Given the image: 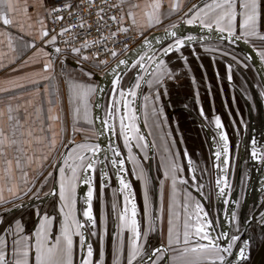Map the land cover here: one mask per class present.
I'll list each match as a JSON object with an SVG mask.
<instances>
[{
    "label": "rangeland",
    "instance_id": "rangeland-1",
    "mask_svg": "<svg viewBox=\"0 0 264 264\" xmlns=\"http://www.w3.org/2000/svg\"><path fill=\"white\" fill-rule=\"evenodd\" d=\"M259 5L256 35L244 38L254 44L256 48L262 52L264 51V39H261L260 37L264 36V0H259ZM202 15L203 13H201L200 19L204 18H202ZM185 16L186 14L183 17L187 18ZM237 34H240L239 29L237 30ZM208 53L209 55H207ZM178 55L186 58L174 60ZM171 60H173V62H171ZM164 63L171 73V76L164 77L162 86L154 85L153 87H149L146 83L143 96L145 105L140 108L142 110V122L145 124L148 133L147 136L152 143V152H150V148H148V139L146 136H143V140L132 139L129 141V144L131 147V156L134 157V160L131 159L130 162L133 163V165H136V167H140L142 172L139 175L141 176L143 185L144 198L145 191H147L148 213L154 218V220L149 222L148 226L149 228H153L158 222L157 219H155L156 214L161 213L162 226L166 221V218L164 219L166 213L169 218V204L172 196L171 168L172 165L175 164L173 159L178 160L179 168L182 169V171L179 172L180 178L187 180V184H177L176 190L178 201L176 211L180 213V218L177 223L180 226L182 233V224L184 220V209L182 205L186 195L185 190L190 192L193 198V190L200 195H203V197H199L200 199L194 198V201H199L204 212H206L205 210L209 205V201L213 204L212 199L210 200L213 196L211 180H205L204 175V178L201 176V179L197 177L193 180V176L189 173V160L195 165L198 163L206 164V159L204 158L206 156L204 137L205 135L207 136L210 122L213 119L211 117L213 111L208 107L209 105L206 100L209 98L210 93L208 88L204 86L203 80L208 78L209 82L212 80L213 82L215 81L221 84V87L219 88L223 91V94H218V87H210V89L213 90L211 96L215 98L213 105H215L217 112L220 114V111H223L221 100L225 99L227 105L226 117L227 119L233 120L236 130H239L237 124L242 120L245 124H251L253 122L261 124L262 112L264 110V83L259 71L256 66H254L255 64L248 57L242 46L232 41L223 42V40H209L201 43L193 42L191 46H182L178 51H173L172 54L165 56ZM205 63H207L205 67L207 70H205L206 73L204 71L203 73L200 69ZM147 67L148 66H146L145 69ZM212 67L219 69L220 74L222 75L214 76ZM134 69V67H131L126 70L124 77L120 80V88L126 90L128 85H133V83L136 82L137 76L136 78L133 77L135 75ZM225 70H227L226 75ZM131 80L132 83H130ZM157 92L159 93V100H156ZM112 95L113 92L111 93L109 90L106 97V113ZM222 95L225 97L220 98ZM146 97L148 99H145ZM129 98L130 97H128V99ZM159 101H161L160 105L157 104ZM201 109H203V115L201 114ZM119 115H122V113L115 117L116 120L114 124H118L117 131L120 134ZM233 123H230L231 127H233ZM135 124L138 128L136 121ZM83 125L84 127L80 128L82 131L78 130L75 132L74 126L70 123L62 124L63 129H65V134L61 138L58 149L54 151L55 153L50 157L47 164V171L44 172L42 177H40L37 186H35L23 199H20L17 202L14 201L0 205V218H2V222H0V232H4L10 225L14 228L15 222L19 221L23 227L24 233L28 234L29 231L33 233L34 228L38 225L37 218L42 217L44 214H48L49 216L55 217L52 225V234L54 232V237L59 234L62 219V214L60 212L61 202L58 195L59 190L54 194L49 193H53L54 189L56 190L55 186L60 178L58 167L60 166L59 160L62 153L69 151L75 144L83 142L97 143L95 138L96 131L93 123H85ZM228 129L231 131V128ZM245 133L247 134V131ZM140 134L139 130L135 135ZM129 135H133V133H129ZM119 136L121 137L120 142L123 147L129 152V148L125 146L124 137L121 134ZM187 152L189 157L186 155ZM240 159V161H237L236 167H232L228 170V184L232 182L233 177L235 178V181H237L238 175L243 171L242 169L246 167L245 157L242 155ZM158 164L164 167V171L160 169ZM49 173H51V176H49ZM98 181L99 180L97 179L96 184L91 188V208L93 211L92 215L95 218V227L91 224H86L85 229H88L89 241H87V244H91L93 250L91 264H100L101 251L103 252V264H109V253L112 250L113 245L121 243V238L123 244L130 243V237L132 234L128 228V224L132 219V215L129 213L131 212V205L133 202L136 205L137 216L135 219L138 222L139 230L140 228H146L143 216V212H145V199H142L139 189L135 186L137 190V194L135 195L136 200L134 198L135 201L129 199L127 201L124 200L125 202L122 203L120 199L118 200L114 198L113 200L108 190V183H106L103 188L102 184L99 183L100 181ZM79 182L80 181L77 182L75 189L77 193L79 191ZM234 182L231 183L233 187ZM101 188L104 189L103 192ZM242 189L243 192H245L246 188L244 186ZM76 202L77 199L75 197L74 216L79 220H81L82 216V220H84L83 212L86 210V206L83 203L84 201L82 200V202H80L81 216L79 214V217L76 216ZM100 205L105 220L103 222L104 226L102 225L99 229L98 220ZM226 206H228V203ZM125 208L128 210L126 219L125 221H121L120 216L124 214ZM251 208V205L245 208V213H251ZM258 208L261 210L257 213L256 219L254 217L252 221L248 222V227H243L247 238L248 236H251V232L252 235L256 234L255 236L257 240L255 246H253L254 249H252L254 253H256L257 247L260 245L262 238L264 237V201L260 203L257 209ZM113 212H115L114 216L112 215ZM117 212H119L118 214L120 215H117ZM253 226L254 228H252ZM165 227L169 228V223H167ZM155 231L157 230L155 229ZM93 232H95V235H93ZM140 232L141 243H143V231L140 230ZM144 233L145 231L143 234ZM152 233V238L154 237L153 239H155L153 242L154 245L159 242L157 239L158 234L159 236L162 234L164 237H168L167 231H157ZM242 235L244 236V234ZM237 236H239L240 239L242 238L240 235ZM7 239L9 241V247L11 248L12 236H7ZM79 240V236L73 237V264H81V255L86 257L87 249L85 247L83 252L80 251L81 245ZM238 243L239 240H237L234 245L237 246ZM173 246L175 247V250H173L175 251V261H177L178 264L194 262L197 258H199L200 261L205 259V254L201 253L189 252L184 256L181 255L182 250L185 247H192V244L185 246L181 243L180 245ZM244 264H249V261Z\"/></svg>",
    "mask_w": 264,
    "mask_h": 264
},
{
    "label": "snow or ice",
    "instance_id": "snow-or-ice-1",
    "mask_svg": "<svg viewBox=\"0 0 264 264\" xmlns=\"http://www.w3.org/2000/svg\"><path fill=\"white\" fill-rule=\"evenodd\" d=\"M65 7H70V5H65ZM155 8H159V5H154ZM178 7V5L173 6ZM195 7V6H194ZM259 0H212V3L206 4L203 8L198 9L195 12V15L192 19H189L187 22L189 24L197 18H200L201 13H203L204 18L200 19V23L203 27L208 30H215L221 33H227V37L235 38L236 40L241 39L242 37H248L256 35L257 31V21L259 17ZM207 9V10H205ZM14 10V5L12 0H0V20L3 24L8 26L13 23L9 18V13ZM62 9L54 8L52 12H59ZM24 13L27 14L28 6L25 4L23 9ZM51 14V13H50ZM129 16L133 18V24H135V18L133 14L129 12ZM57 20H62V16H57ZM102 19V17H101ZM112 20H116V17H111ZM159 23V20L156 21ZM37 23L41 25L40 38L43 39L49 35L46 27L44 26V21L42 19L38 20ZM83 27V24L79 25ZM74 27V26H73ZM176 26L173 25V28ZM239 29L240 34L237 35V30ZM70 28L62 29L60 35H63L64 32L70 31ZM122 31H127V29H121ZM115 35V33H113ZM171 36L176 37V32L172 31ZM223 38V37H222ZM264 39V36L260 37ZM188 40H192L193 37H188ZM56 37L51 38L50 43H55ZM95 43V42H93ZM185 41L183 39L177 38L174 45H170L168 48H165L164 54L167 55L173 48L176 50L179 47L183 46ZM11 39L9 38V47H11ZM35 47L34 44L30 45ZM90 46L88 41H84L81 45L82 48H88ZM56 53L61 51L60 48H55ZM72 51L76 54L81 53L80 48H73ZM113 56L116 55L115 51L111 53ZM49 55V53H45ZM147 54L140 56V59L137 61V64L141 69H144L143 61ZM261 58H264V51L260 52ZM81 59L87 60L88 56L83 55ZM151 60V57H148ZM101 63H107V61H101ZM126 60H121L120 64H126ZM155 64V68L152 72L148 73L151 77L150 79L145 80L144 76L138 75L134 85L130 86L127 91L120 88V77L116 76L113 80V95L109 102L107 110V118H101V123L105 125L109 130L114 129V124L110 123L118 114L121 113V105L124 109L122 115H119V129L120 134L124 137L125 146L129 148V158L134 160V157L131 156V147L129 141L132 139L143 140L142 135H135L138 133V128L135 124L137 119L136 110L133 107L135 102V97L137 96L136 89L141 87V81L148 84L149 87L154 85H163V80L165 76H171V73L167 69L163 59H158L152 61ZM52 60H48L44 64L43 71L48 72L52 68ZM91 75V73H86ZM231 78V77H229ZM45 80H49L50 77H44ZM33 84H38L39 81H31ZM17 87H24V85H17ZM9 88H0V91H10ZM39 89H37V92ZM47 91V89H46ZM70 91L73 94V101L77 104L74 109V116L79 117L81 108H83V120L85 123L92 124L93 121L90 118L88 99L89 97L98 91L97 88H94L90 85H83L80 83H72L70 86ZM131 97L132 99H128ZM145 99H148L147 97ZM156 100H159V93L156 94ZM31 104V101L28 102ZM48 104H52V100L47 101ZM26 111V110H25ZM155 111V110H154ZM7 120L9 122V128L11 129V134L9 135L5 132L4 128L0 127V157H6V149L13 148L16 155L15 159V170L20 172L21 177L27 178L26 169L30 167L33 163L40 164L41 159L46 160L47 156L36 157L35 151L31 155L28 154L25 145L28 147H33V145L39 144L46 146L50 149H54L56 146V133L52 131L51 123H46V121H55L58 120V116L48 115L46 113L51 112V108L45 110L43 105L37 106L35 109V117L32 121V125H38L36 127L28 126L27 117L23 120L21 119L19 112L20 107L17 106L16 109H13L11 105L7 109ZM16 113L15 115L13 113ZM201 114L203 115V109H201ZM4 114L0 112V117ZM216 127L222 128V124L219 117L215 118ZM81 130L75 128L74 122V131ZM82 131V130H81ZM39 133L36 135L35 133ZM51 133V136L48 135ZM133 133V135H129ZM97 135H100L97 131ZM220 139L223 141V152L226 155L228 153V140L226 134H221ZM71 143V142H70ZM101 151V146L98 143H88L83 142L75 144L69 151L62 153V161L58 167L59 172V199L61 202L60 212L62 214V219L60 223L59 234L56 235L53 239L52 236V225L55 217L44 214L40 217L39 223L34 229L31 235L24 233L23 227L19 221L15 222V227L11 225L5 229L4 233H0V264H73V237H80L81 251L83 252L86 247V257L82 256L81 264H91V257L93 255V250L91 244H85V235L82 231L85 228L86 224H91L95 227V218L92 215L91 208V199H92V189L89 188L87 198L85 203L87 205L86 210L83 212L84 220H79L74 216V206H75V189L78 181H82L85 184H91L92 172L95 171V157ZM114 156H119L120 153L115 148L112 149ZM252 155L255 157L257 155L256 151H253ZM216 158L219 160L221 152L217 151L215 153ZM261 159H264V155H261ZM113 166H116L118 163L121 166L120 171L123 169V160L117 161L112 159ZM227 160H224V164H227ZM5 168L3 170V175L0 176V181H3L5 184H10L13 180V160L5 159ZM189 166L191 167V161L189 160ZM182 171L178 165L173 164L171 168V179H172V196L171 202L169 204V228H168V237L167 245L169 247L173 245H180L183 243L185 246L192 244V247H185L181 255L184 256L191 253H201L205 254V259L208 260V264H225L226 256L221 253L231 255V249L233 248L235 242L239 240L238 236L231 237V243H228L226 247H221L217 243L218 237H213L211 234L212 221L207 219V213L204 212L202 205L199 201H194L190 192L186 191L184 198V203L182 205L184 209V220L182 224L183 231L181 233L180 226L177 221L180 218V213L176 211L178 201H177V184H187V180L180 179L177 176V172ZM167 175V173H166ZM51 176V173H49ZM103 176L106 178L107 174L103 173ZM195 180V176L192 177ZM120 183L123 185L124 189H129L128 195L125 196V200H129V197H132L134 200V194L130 191V184L126 183L123 178H120ZM221 184L220 180H217V185ZM225 187H227L225 183ZM225 187H220L219 192L221 195L225 194ZM8 191H12V188L9 187ZM55 189L53 190L54 194ZM0 202L3 201V197L0 196ZM127 208L124 210V214L120 216L121 221H125ZM145 211L149 214L150 219L151 214L148 213V197L147 191H145ZM39 215V213H38ZM131 215L132 219L128 224V228L132 233L130 237V243L127 254V264H134V261L138 257L143 255V243H141V232L139 230L138 222L135 217L137 215L136 205L133 202L131 205ZM2 222V218H0ZM12 236L11 240V249L9 252V241L7 236ZM95 235V232H93ZM148 233L143 234L144 239L146 240ZM206 241L207 243H202ZM164 246L158 247L153 250L152 256L160 254L157 260L152 261V264H159V261L165 260L163 255ZM246 248L247 242H245V247L239 250L240 258L246 259ZM123 253V241L121 238V243L116 251V258L114 264H120V257ZM9 254L11 259H8ZM214 256V258H212ZM151 260V257H149ZM175 259V258H174ZM100 264H103V252L101 251V260ZM143 264V262H142ZM193 264H202V262L197 258Z\"/></svg>",
    "mask_w": 264,
    "mask_h": 264
},
{
    "label": "crops",
    "instance_id": "crops-1",
    "mask_svg": "<svg viewBox=\"0 0 264 264\" xmlns=\"http://www.w3.org/2000/svg\"><path fill=\"white\" fill-rule=\"evenodd\" d=\"M56 1L12 0L14 10L9 13V18L13 23L6 26L0 20V88L11 89L10 91H0V112L4 114L0 117V127L4 128L5 132L9 135L11 134L7 120V109L9 105L13 109H16L17 106L20 107L19 115L21 119L23 120L27 117L26 128L30 125L33 127L38 126L32 125L37 106L43 105L45 110L51 108V112L46 114L59 117L55 121H46V123H51L52 131L56 133V146L54 149L39 144L33 145V147L25 145L29 155L35 151L36 157L42 158L45 155L47 156L46 160L41 159L40 164L33 163L26 169L28 173L26 178L27 182L21 177L20 172L15 170L14 157L16 153L13 148L6 149V157H0V176L3 175V170L6 166L4 163L5 159L13 160V180L10 184H5L3 181H0V196L3 197L4 201L0 202V205L23 199L37 186L40 177L47 171V164L50 157L58 149L61 138L65 134V129H63L62 124L70 123L74 126L75 122L76 129L84 127L83 108H81L78 118L74 116V109L77 104L73 101V94L70 91L71 84L75 82L97 88V81L94 79L95 73L91 69L75 66L71 63H64L52 57V49L50 47L53 43L49 41H51L53 36L50 35L48 21L50 9ZM118 1L124 4L123 6L126 9L128 19L135 32L143 36H147L157 30L172 27L181 20L187 22L194 17L198 9L203 8L208 3H212V0H205L194 8L200 0ZM25 4L28 6L27 14L23 11ZM156 4L159 5V8L154 7ZM174 5H178V7L174 8ZM129 12L133 14L135 24H133V18L129 16ZM185 14L187 18L183 17ZM40 19L44 21V26L49 33L43 39L40 38L41 25L37 23ZM157 20H159V23L156 22ZM194 21L200 22V18ZM9 38L11 39V47H9ZM32 44L35 47H31L30 45ZM45 53H49V55H45ZM48 60H52L53 66L48 72H45L43 68L45 62ZM86 73H91V75L89 76ZM46 76L50 77V79L45 80L44 77ZM33 80L39 81V83L33 84L31 82ZM17 85H24V87H17ZM37 89H39L38 92ZM95 93L88 99L89 114L92 121ZM143 96H141L142 107L145 105ZM48 100H52L53 103L51 105L48 104ZM29 101H31V104L28 103ZM13 114L15 115L16 113L14 112ZM35 134L39 135L38 132ZM48 135L51 136V133H48ZM9 187L12 188L11 192L8 191Z\"/></svg>",
    "mask_w": 264,
    "mask_h": 264
},
{
    "label": "flooded vegetation",
    "instance_id": "flooded-vegetation-1",
    "mask_svg": "<svg viewBox=\"0 0 264 264\" xmlns=\"http://www.w3.org/2000/svg\"><path fill=\"white\" fill-rule=\"evenodd\" d=\"M252 45L254 47H256L254 44H252ZM256 49H258V48H256ZM207 55H209V53ZM184 58H186V57H184ZM184 58L182 56L178 55L175 60H180V59H184ZM262 59L264 60V58H262ZM171 61H173V60H171ZM206 65H207V63H205L203 65V67H201L200 70H202V72L203 71L205 72V70H207V68H205ZM212 68H213L214 76L215 75L216 76L222 75V74H220L219 69H216L214 67H212ZM226 73H227V70H225V75H226ZM209 77H210V75H209ZM203 81H204V86L208 88V91L210 93V94L208 93L209 98L206 100H207V104L209 105L208 107H210L211 110L213 111L212 116H211L213 119L210 122L209 131L207 132V136L205 135V137H204L205 146H206V156L204 158L206 159V164L198 163L195 165L191 162V167L189 166L190 167L189 173L191 176H195V179L197 177H199L201 179V176L203 177V175H204L205 180L210 179L212 182L211 185H212L213 196L210 198V200L212 199L213 204L209 201V203H208L209 205L206 207L207 209L205 211L207 213V219L212 221L211 234L213 237H218L217 243L221 247H226L228 243L232 242L231 237H233L235 235L236 236L237 235L242 236L241 239L238 236L239 237V243L237 246L236 245L233 246V248L231 249V255L221 253L222 255L226 256L225 264H244L245 262H248V261H249V264H253L252 260L254 259L253 255L255 253L252 251V249H254L253 246H255L257 238L255 236L256 234L252 235V232L250 234L251 236H248V238H247V236H245L246 232L244 233L245 229L243 228V224H244V219H246L248 221L253 220L254 217L256 219L257 213H258L257 207L260 205V203L262 201H264V180L260 178V172H261V169L263 166V161H264V159L260 158L261 155H264V110L262 112L261 124L257 123L258 124L257 125L254 122L251 124L250 123L245 124V122L242 120L241 122H239L237 124V128L239 130H236L234 127L233 120L227 119V117H226L227 105H226L225 99L221 100V102L223 104L222 105L223 111H220V114L217 112L215 105H213L215 98L211 96V92H213V90H211L210 87H218V91H219L218 94H219V93L223 92L219 88V87H221V84H219L215 81L213 82L212 80H210V82H209L208 78H205V80H203ZM143 94H144V92H143ZM224 97L225 96L222 95L220 98H224ZM157 104L160 105L161 101H159ZM216 117L220 118L222 128L218 129L216 127V125H215V118ZM115 120H116V118L113 119V122H112L113 124H114ZM230 123H233V127L230 126ZM117 125H116V123L114 124V126H115L114 127L115 128L114 137H116V141L119 144V147H117L115 149L119 151L120 155L114 156V158L117 161H120V160L124 161L123 166H122L124 171H120L121 166L119 165V163L116 165V169H115L113 164L110 163L109 159L106 158L105 163H107L108 180H104L103 176H101L102 174L100 171V163H99V160L97 159L95 161V171L92 174V180H91V184H89V188L92 185L94 186L96 184L97 179L100 181V182L99 181L98 182L102 184L103 188L106 185V183H108V190L110 192L111 198L113 200H114V198L118 199V200L120 199V201L122 203H124L125 202L124 201L125 196L128 195L129 189H124L123 185L120 183V178H123L126 183L130 184V186H131L130 191L132 194H134V198H135V195L137 194V190L135 188V186H137V188L140 191L142 199H145L144 194H143V185H142V181H141V176L139 175L142 172L140 170V167L137 166L138 167L137 168L136 165H133V163L130 162L131 159L129 158V152H127V149H125V147H123L122 143L120 142L121 137L119 136L120 134L117 131ZM248 125H249V128H248ZM250 127H251V129H250ZM228 128H231V131H229ZM246 131H247V134L245 133ZM244 133H245V135H244ZM221 134L227 135L228 153L226 155L223 152V141L220 139ZM217 151L221 152V156H220L219 160L215 156V153ZM253 151H256V153H257V155L255 157L252 155ZM186 155L189 157L188 152L186 153ZM242 155L246 159V162H245L246 167H244V169H242L243 171L244 170L245 171L244 172L242 171L238 175L237 181H235L234 177H233V180L231 178V180H232L231 183H233L235 181L234 187H233V185L231 183L228 184L229 181H227L228 170L231 169L232 167L234 168L237 166V161L241 160L240 157H242ZM225 159L228 161L227 164H224ZM173 160L175 161V164L179 166L178 160H175V159H173ZM158 166L160 167L161 170H163L164 167H162V165L158 164ZM179 172L180 171L177 172L178 178H180ZM117 176H118V178H117ZM217 180L221 181V184L219 186L217 185ZM257 182L262 183V189L260 192H257L258 191L257 187H256ZM225 183H226L227 187H225ZM243 186L246 188L245 192H243V189H242ZM220 187H225V194H223V195L220 194V192H219ZM89 188H88V190H89ZM103 188H101L102 192L104 191ZM241 190H242V192H241ZM192 193L194 195V198H199L200 196L203 197V195H200L198 192H196L194 190ZM76 199H77V202H76L77 203V214H76V216L79 217V214L81 216V211H80L81 203L80 202H82V198L79 196V193H77V191H76ZM129 199H132V197H129ZM135 200H136V198H135ZM120 201H118V202H120ZM243 202H245L244 203L245 206H250V205L252 206V208H251L252 210L250 211L251 213L246 214L245 212H241L239 210L240 207L241 208L244 207ZM227 203H228V206H226ZM144 204H145V202H144ZM113 209H114V205H113ZM99 213L100 214H99V220H98L99 221L98 222V228L100 229L103 225L104 220H105V216L103 215L101 205H100ZM114 213L115 212H113V214H112L113 216H114ZM118 213L119 212H117V215H120ZM143 213H144L143 216H144V220L146 223V225H145L146 228H144V229L140 228V230L143 232L144 231L147 232L148 235H147L146 240L143 238L144 239L143 255H142V257H138L137 260L134 261V264H142V262H143V264H152V261L157 260L158 256L160 255L158 253L156 256H152V252L154 249L161 247V245L164 246L163 255L165 257V260L159 261V264H178V262L175 261V259H176L175 254H174L175 251H173V250H175L174 249L175 247L174 246L169 247L167 245V236L165 235V233H164V235L166 237H164L162 234H160V236H159V234H158L157 239L159 240V242L156 243L155 245L153 244L155 239H153L154 237L152 238V234H153L152 232H157V231L158 232H161V231H165V232L167 231L168 232V228L165 227V225H167V223L169 221L168 214L166 213V215L164 217V219L166 218V221H165L163 226H162V215H161V213L156 214L155 219H157L158 222H157V224H155V227L149 228V226H148L149 222L151 220H154V218L151 215L152 219H150V216H149V214L146 213V211ZM92 214H93V211H92ZM129 214L131 215V212ZM139 219H140V217H139ZM39 220H40V218L38 217L37 218L38 223H39ZM81 220H82V216H81ZM225 225H226V231H224ZM154 228L157 231H155ZM252 228H254V226ZM143 232H142V235H143ZM0 233H4V232L1 231ZM31 233L32 232L29 231L28 234L31 235ZM254 233H255V231H254ZM242 234H244V236ZM52 236L54 238V232H53ZM87 241H89L88 229H87V238L85 241L86 244L88 243ZM79 242H80V240H79ZM245 242H247L246 259L242 260L239 256V250L241 248L245 247ZM202 243H207V242L202 241ZM119 245H120V243L117 245H113V248L109 253L110 254V259L108 261L109 264H114V260L116 258V251H117V248L119 247ZM128 248H129V243L123 244V253L120 257V264H127ZM10 249L11 248L9 247V252H10ZM80 251H81V246H80ZM149 257H151V260L149 259ZM81 258H82V255H81ZM212 258H214V256ZM8 259L9 260L11 259L10 254L8 256ZM201 262H202V264H208L207 259H204ZM179 264H193V262L179 263ZM217 264H219L218 261H217Z\"/></svg>",
    "mask_w": 264,
    "mask_h": 264
},
{
    "label": "water",
    "instance_id": "water-1",
    "mask_svg": "<svg viewBox=\"0 0 264 264\" xmlns=\"http://www.w3.org/2000/svg\"><path fill=\"white\" fill-rule=\"evenodd\" d=\"M203 1L205 0H200L199 2H197L195 6L197 7ZM175 26H176L175 28H173L172 26L166 29H162L159 31L157 30V31L150 33L149 35L145 36L138 44H136V46L133 49H131L123 57L119 58L115 63H113L106 71H104V73L94 74V79H96L97 81L96 86H97L98 91L95 93V98L93 102V111H92L93 121H94L93 125L96 131V137H95L96 141L101 146V151L95 157V161L97 159L99 160L100 171L102 174L101 176H103V173H106L108 175L107 163H105L106 162L105 159L106 158L109 159L110 163L112 164L111 162L112 159H115L112 149L119 147V144L116 141V137H114L115 128L113 130H109L105 125L101 123V118H104V119L107 118L106 111H105L106 110V97H107L109 90L111 93L113 92L112 87H113L114 78L116 76H119L121 80L124 77L126 70L130 69L131 67H134L135 75L133 77L136 78V76L140 75V76H144L145 80H147L150 77L148 73L152 72L153 71L152 69L155 68V64H153L152 61H155L158 59H163L164 61L165 56L172 54L173 51H178L179 49H181L182 46L179 47L178 50L173 48V50H171L167 55L164 54L163 50L165 48H168L170 45H174L175 40L177 38L183 39L185 41L183 46L185 45L191 46L193 42L201 43V42L209 41V40H223V42L232 41V42L239 44L245 50L246 54L251 59V61L255 64L254 66H256L257 70L259 71L260 76L262 77L261 79H263V83H264V60L261 58L260 53H258L259 52L258 49H256V47H254L244 37H242L239 40H236L235 38H229L227 37L226 32L221 33L215 30V28L210 31L207 28L203 27L199 21H194L193 23L189 24L185 20H181ZM172 31L176 32L177 34L176 37H173L170 35ZM188 37H193V39L188 40L187 39ZM145 53L147 54V56L145 57V60L142 63H143L144 69L146 66L148 67L146 68L147 71L143 72V69L140 68V66L137 64V61L140 59V56L145 55ZM148 57H151V60H149ZM121 60H126L127 63L120 64ZM130 83H132V80L130 81ZM130 86L132 85L131 84L128 85L127 89ZM145 86H146L145 82L141 81V87L136 90L137 96L135 97V102L133 104V107L136 110V115H137L136 123L138 124V128L141 133L140 135L144 137L146 136V138L148 139L147 140V143L149 146L148 148H150V152H152V148H151L152 143L150 142L149 137L147 136L148 133L146 131L145 124L142 122L143 121L142 110L140 109L142 106L141 96H143ZM127 89L125 91H127ZM129 99L131 100L132 98L130 97ZM123 112H124V109L121 105V113L123 114ZM112 122L113 120L110 121V123ZM97 131H99L100 135H97ZM61 161H62V156L59 162L61 163ZM114 168L116 169V166H114ZM103 178L104 180H108V176L106 178L103 176ZM260 178L264 180V161H263V166L260 172ZM256 187L258 190L257 192H260L262 189V183L257 182ZM55 188H56L55 190V193H56L58 190V183H56ZM88 188H89V184H85L82 181L79 182L78 193H79V196L84 201L83 203L85 204L86 207L87 205L85 203V200L87 198V194L89 191ZM91 188H93V185L91 186ZM244 203L245 202H243V205ZM244 207L247 208L248 206L244 205ZM244 207L243 208L240 207L239 210L241 212H246V209ZM260 210L261 209H259L258 212ZM249 221H252V220H249ZM249 221L244 219L243 227L245 226L248 227ZM224 231H226V225L224 226ZM83 232H84L85 241H86L87 229L84 228ZM252 261H253V264H264V237L262 238L260 245L257 247L256 253L254 255V259Z\"/></svg>",
    "mask_w": 264,
    "mask_h": 264
},
{
    "label": "built area",
    "instance_id": "built-area-1",
    "mask_svg": "<svg viewBox=\"0 0 264 264\" xmlns=\"http://www.w3.org/2000/svg\"><path fill=\"white\" fill-rule=\"evenodd\" d=\"M123 5L118 0H57L50 9L48 21L50 35L56 37L55 43L50 47L52 57L64 63L91 69L93 73H104L144 38L142 34L135 32ZM54 8L62 10L52 12ZM57 16H62L63 19L57 20ZM113 16L116 20L111 19ZM80 24L84 26L80 27ZM65 28L71 30L60 35ZM84 41L89 42L88 48L81 47ZM57 47L61 49L59 53L54 51ZM73 48H80L81 53H74ZM112 51L116 52L115 56L111 54ZM83 55L89 59H81Z\"/></svg>",
    "mask_w": 264,
    "mask_h": 264
}]
</instances>
